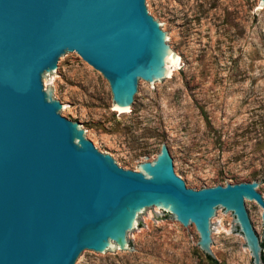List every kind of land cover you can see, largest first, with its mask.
<instances>
[{"label":"water","instance_id":"obj_1","mask_svg":"<svg viewBox=\"0 0 264 264\" xmlns=\"http://www.w3.org/2000/svg\"><path fill=\"white\" fill-rule=\"evenodd\" d=\"M259 5L264 6V0ZM146 0H0V264H82L88 254L136 257L131 240L150 210L197 230L214 259L215 221L236 218L253 264H264L245 200L263 209L261 183L188 188L167 144L139 171L120 167L86 138L44 87L76 52L109 82L115 110L129 109L139 81L182 70L170 31ZM51 82L50 79L47 83Z\"/></svg>","mask_w":264,"mask_h":264},{"label":"rangeland","instance_id":"obj_2","mask_svg":"<svg viewBox=\"0 0 264 264\" xmlns=\"http://www.w3.org/2000/svg\"><path fill=\"white\" fill-rule=\"evenodd\" d=\"M260 0H146L164 23L172 51L184 66L154 88L139 81L129 111L111 109L109 82L76 52L61 57L43 78L77 119L86 138L124 169L153 162L167 144L174 171L188 188L264 179V6ZM258 191L264 196V181ZM262 239L263 209L246 200ZM216 263L198 246L197 230L149 212L131 240L135 256L88 254L82 264H253L236 218L223 211L215 221ZM264 256V250H263Z\"/></svg>","mask_w":264,"mask_h":264},{"label":"trees","instance_id":"obj_3","mask_svg":"<svg viewBox=\"0 0 264 264\" xmlns=\"http://www.w3.org/2000/svg\"><path fill=\"white\" fill-rule=\"evenodd\" d=\"M262 245H263V247H264V242L262 243ZM207 258H208L210 261L216 263L215 259H213V258H211V257H209V256H207Z\"/></svg>","mask_w":264,"mask_h":264},{"label":"bare ground","instance_id":"obj_4","mask_svg":"<svg viewBox=\"0 0 264 264\" xmlns=\"http://www.w3.org/2000/svg\"><path fill=\"white\" fill-rule=\"evenodd\" d=\"M171 73H172V70H171ZM171 75V74H170ZM170 77V76H169ZM130 110V108L129 109H127V110H119V111H129ZM264 197V196H263ZM246 200H248V199H246ZM245 200V201H246ZM250 201V200H249ZM256 202V201H255Z\"/></svg>","mask_w":264,"mask_h":264}]
</instances>
